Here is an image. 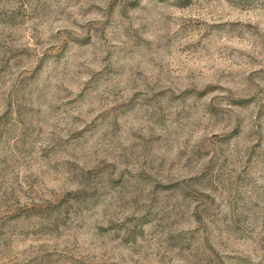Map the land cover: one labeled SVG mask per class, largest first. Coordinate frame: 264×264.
I'll return each mask as SVG.
<instances>
[{
  "label": "rangeland",
  "instance_id": "obj_1",
  "mask_svg": "<svg viewBox=\"0 0 264 264\" xmlns=\"http://www.w3.org/2000/svg\"><path fill=\"white\" fill-rule=\"evenodd\" d=\"M0 264H264V0H0Z\"/></svg>",
  "mask_w": 264,
  "mask_h": 264
}]
</instances>
